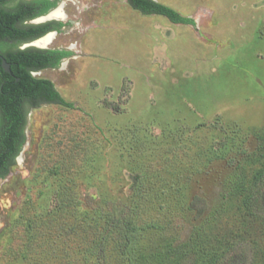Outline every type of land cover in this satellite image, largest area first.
Returning <instances> with one entry per match:
<instances>
[{
    "label": "rangeland",
    "instance_id": "1",
    "mask_svg": "<svg viewBox=\"0 0 264 264\" xmlns=\"http://www.w3.org/2000/svg\"><path fill=\"white\" fill-rule=\"evenodd\" d=\"M56 1L66 4L63 26L45 47L70 55L33 75L73 107L26 106L24 143L0 178V264H35L23 256L34 232L33 250L50 253L58 241L45 262L66 264L69 236L57 224L71 219L70 204L88 217L113 205L126 213L139 171L153 187L144 218L168 223L166 241L234 230L235 186L262 163L253 155L264 133V0H155L193 24L126 0ZM255 235L257 245L238 239L225 263L262 264L264 233ZM105 258L118 261L110 246Z\"/></svg>",
    "mask_w": 264,
    "mask_h": 264
},
{
    "label": "trees",
    "instance_id": "2",
    "mask_svg": "<svg viewBox=\"0 0 264 264\" xmlns=\"http://www.w3.org/2000/svg\"><path fill=\"white\" fill-rule=\"evenodd\" d=\"M5 2L7 0H0L1 5ZM127 2L131 8L142 14H158L172 23L193 24L191 18L182 16L173 8L155 0ZM55 4V0H23L11 7L0 6V178L8 174L24 143L26 106L37 107L54 103L73 107L71 102L63 99L49 79L31 74L32 71L58 66L60 58L70 52L13 47L49 30L51 23L39 26L24 25L22 22L46 13ZM55 24L61 25L60 22ZM2 59L9 63V72L2 69ZM258 146L259 153H255L253 158L256 161L262 160L260 168L253 173L250 183L240 181L235 186V190L240 193V201L234 230L224 233L215 227L203 233L195 228L189 240L181 245H175L171 240L166 241L164 233L168 230V223H161L153 215L144 218L146 211L151 208V202L147 198L153 187L152 183L147 182L150 174L139 171L134 174L131 205L126 213L119 205H113L111 209L97 211L94 217H88L89 211L70 204L71 219L67 223L57 224L58 230H65L69 236L66 264H107L105 256L109 246L118 255L116 264H183V259L192 255L195 259L193 264H226L224 256L228 251L235 250L234 244L238 239L249 238L250 242L257 245L254 243L257 237L255 232L264 233V133L259 136ZM195 200L190 201L188 207L199 212L202 208L198 209ZM27 227L32 228V224ZM34 233L26 236L27 252L23 255L24 258L30 255L36 263L45 262V257L50 258L51 255L55 259L56 254L53 255V251L59 242L47 243V246L49 244L52 247L50 253L35 251L33 244L40 236ZM259 254L260 262L264 264V246L260 248ZM52 259H48L49 264H54L55 260Z\"/></svg>",
    "mask_w": 264,
    "mask_h": 264
},
{
    "label": "flooded vegetation",
    "instance_id": "3",
    "mask_svg": "<svg viewBox=\"0 0 264 264\" xmlns=\"http://www.w3.org/2000/svg\"><path fill=\"white\" fill-rule=\"evenodd\" d=\"M21 1H23V0H7V2H5V3H3L2 5L0 4V6L1 7H11V6H14L15 4H17V3H20ZM24 1H34V0H24ZM56 1V0H55ZM127 1V0H126ZM128 3V2H127ZM58 6L60 7L61 6V9H65V6H66V4L65 5H63V4H59V3H57V1H56V4L54 5V6H52L51 8H49L50 10L51 9H57L58 8ZM50 10H48L46 13H44V14H42V15H39V16H35V17H32V18H29V19H25L23 22H22V24H24V25H39V26H42V25H46V24H49V23H51V24H49L50 25V28H49V30L47 31V32H45L44 34H42L41 36H39V37H37V38H33V39H29V40H25V41H22V42H19V43H17V45H15V46H13L14 48H16V49H25V48H29V47H35V48H41V49H58V50H66V49H59V48H47V47H40V46H37V45H34V44H32V42H34V41H36L37 39H39L40 37H42V36H44V35H47V34H49V32H54V33H52V34H57L58 32H59V30L62 28V26H63V22L61 21L62 20V17L63 16H60V17H54V18H52V19H45V21H41L40 23H37V24H27L26 22H28V21H32V20H35V19H37L38 17H43L44 15H47V13L50 11ZM64 15V14H63ZM55 22H60L61 23V25H57V24H55ZM11 43V42H10ZM66 51H69V50H66ZM70 52V51H69ZM70 55V54H69ZM69 55H67V56H64V57H62V58H60V61H59V64L61 63V61L63 60V59H65L66 57H68ZM4 60V59H3ZM5 61V60H4ZM2 63H3V61L1 60V67H2ZM5 63H7V62H5ZM8 64V70H9V63H7ZM58 64V65H59ZM47 68H53V67H47ZM2 69H3V67H2ZM44 69H46V68H44ZM4 70V69H3ZM41 70H43V69H41ZM5 71V70H4ZM10 71V70H9ZM9 71H5V72H9ZM37 71H39V70H37ZM33 72H36V71H32L31 72V74L33 75ZM34 76V75H33ZM35 77V76H34Z\"/></svg>",
    "mask_w": 264,
    "mask_h": 264
},
{
    "label": "bare ground",
    "instance_id": "4",
    "mask_svg": "<svg viewBox=\"0 0 264 264\" xmlns=\"http://www.w3.org/2000/svg\"><path fill=\"white\" fill-rule=\"evenodd\" d=\"M60 16H63L61 7H58L57 9H53L47 15V17H60ZM52 35H53L52 33L44 35L40 37L39 39H37L36 41H34L33 43L37 46L45 47L52 42V39H53Z\"/></svg>",
    "mask_w": 264,
    "mask_h": 264
},
{
    "label": "water",
    "instance_id": "5",
    "mask_svg": "<svg viewBox=\"0 0 264 264\" xmlns=\"http://www.w3.org/2000/svg\"><path fill=\"white\" fill-rule=\"evenodd\" d=\"M49 33H54V32H49ZM2 61H3V63H2V67H3V69L5 70V71H9L8 70V64L7 63H5V61L2 59Z\"/></svg>",
    "mask_w": 264,
    "mask_h": 264
}]
</instances>
